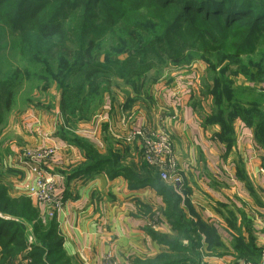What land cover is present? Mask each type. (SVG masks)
I'll list each match as a JSON object with an SVG mask.
<instances>
[{"label": "trees", "instance_id": "trees-1", "mask_svg": "<svg viewBox=\"0 0 264 264\" xmlns=\"http://www.w3.org/2000/svg\"><path fill=\"white\" fill-rule=\"evenodd\" d=\"M13 34L18 38L11 49L23 66L3 71L1 54ZM196 59L214 75L209 92L216 108L203 126H218L215 137L230 146L240 123L264 149V98L254 84L264 82V0H0V127L25 79L56 82L63 129L70 132L69 122L88 119L104 94L112 97L114 81L132 87L129 106L142 96L152 98L161 66ZM239 75L253 85L237 84ZM69 132L55 135L77 146L84 160L61 171L67 182L104 172L109 179L124 177L130 190L149 187L164 201L162 214L172 233L146 231L166 249L129 264H201L210 251L224 247L213 227L196 213L189 217L182 183L165 182L142 159L127 163L110 143L100 152ZM232 248L245 264L262 257L261 248L241 234ZM0 264H75L64 249L57 216L44 217L30 196H11L2 179Z\"/></svg>", "mask_w": 264, "mask_h": 264}, {"label": "crops", "instance_id": "crops-1", "mask_svg": "<svg viewBox=\"0 0 264 264\" xmlns=\"http://www.w3.org/2000/svg\"><path fill=\"white\" fill-rule=\"evenodd\" d=\"M171 67L169 76H160L150 88L155 101L142 96L126 106L121 93V106L114 104L115 111L108 109L98 120L100 124L86 126L79 136L100 152H105L110 141L126 162L137 163L142 159L138 157L142 150L138 141H126L130 132L166 126L182 187L187 190V195H183L189 205H184V209L189 217L195 218L196 213L206 225L213 227L224 245L217 247L216 252L210 251L204 263L245 264L233 252L235 236L241 234L245 242L252 241L261 251L264 249V149L254 139L253 131L244 127L240 128V134L237 132L233 145L218 140L215 137L218 126H203L193 106L197 73L194 69ZM118 89L117 93L123 89L131 100L135 98L131 86ZM146 99L151 102L143 101ZM37 119H31L28 128L18 123L6 124L0 130V156L7 158L5 165L14 168L13 173L7 171L9 174L5 173L3 178L12 184L11 196L27 195L25 184L29 181L30 165L20 152V142L39 146L47 135H55L54 129L40 128L42 124ZM83 160L77 146L61 139V149L48 167L57 175V192L64 196L63 209L56 216L64 249L74 263L102 264L104 256L112 253L120 264H129L135 257H154L164 251L166 247L146 231L151 228L172 233L164 224L163 227L151 225L157 211L163 218L162 197L149 187L130 190L124 177L109 179L104 172L67 182L61 171ZM32 199L45 217V209Z\"/></svg>", "mask_w": 264, "mask_h": 264}, {"label": "rangeland", "instance_id": "rangeland-1", "mask_svg": "<svg viewBox=\"0 0 264 264\" xmlns=\"http://www.w3.org/2000/svg\"><path fill=\"white\" fill-rule=\"evenodd\" d=\"M17 38H18L17 34H13V36L11 35L8 38L7 47L1 54V61H2L1 67L3 68V71L10 70L17 65L23 66V63H21V61L18 60L19 59L18 53H15V50L11 49V47L13 46V43L16 41ZM181 67L183 68L185 67L184 69H189V70L194 69L198 75L195 88H193L194 89L193 105L195 107V110L198 114L199 119L201 121H205L206 117L212 114L216 108L215 103H214L213 94L209 92L210 88H212L214 84L213 83L214 75H213V72L211 71L212 69L208 67V64L205 61L197 60V59L191 62V64L184 65ZM171 71H172L171 65H168V64L163 65L160 67L159 75L169 76ZM150 74L154 75L155 73L153 71ZM234 80L237 84H240L242 86H248L249 84H252L243 75L236 76ZM36 83H37L36 79L32 78V79H25L19 85V87L17 88L18 93L16 96V101L14 103V106L9 112H6L4 114L5 119H4V123L0 127V130L6 124L12 125V124L20 123L21 126L26 127L27 124L28 126H30L32 122L31 119L39 118L37 120L40 121V123L42 124L40 128H45V130L47 131L50 128L54 129L56 130L55 132H53L55 134L56 133L60 134V129H61V134H64V135L67 134V132L69 131L65 130L66 128L63 129L64 127L62 125L63 118H62V115L58 107V104L60 102V89L58 88V85L53 80H50L49 82L40 81L38 82L37 85ZM116 83L117 82L114 81V84L112 86V97H110L107 93L104 94L102 102L97 104L96 108L93 111H91V114L88 117V119L77 118L69 122L70 123L69 133L72 134L74 132L76 135L79 136L80 134H82V129H85L86 126H90V127L96 126V124L99 123L98 120L104 116V112H106L108 109L111 110V108H114V111H115L114 104H117L116 107L121 106L120 104V100H121L120 97L122 96L121 93L123 94L122 97L126 98V103H127L128 96L126 94V91H124L123 89L119 93H117L116 91V90H119L118 88L120 87L122 88L124 85L120 83L119 84L120 87H118ZM254 84L257 86L256 87L257 92H260L259 96H261V98H264V90H260L261 88L264 89V82L263 83L254 82ZM113 90H115L114 93H113ZM246 96H250V95H246ZM252 96H255V94H253ZM151 100H154L153 97L151 98ZM151 100L149 101V99L148 100L146 99L143 101H146L147 103H149L151 102ZM30 115L32 117L27 119ZM242 126L243 125H241L240 123H237V132L239 134L241 132L240 128H242ZM29 129L32 130L31 127H29ZM26 130L28 131V129ZM33 132H34L33 134L36 133L35 131ZM108 143H110V145L112 144V142L110 141ZM20 145H21L20 146L21 153L24 152L26 149L37 147L34 145L33 146L27 145L26 143L23 144L21 142H20ZM0 152H2L1 148H0ZM138 157L142 158L143 160V157L141 154ZM4 160H7V158L5 159L4 156H0V179L2 178V180L5 182V179H3L5 176V173H7V171H10L13 173L14 170L12 169L14 168H10L8 164L5 165ZM127 163H132V162L127 161ZM7 185L9 187V190L11 191L13 188L12 184H7ZM173 185L175 184L173 183ZM262 263H264V259L261 257L260 260L256 261V263H253V264H262ZM201 264H204V262L203 263L201 262ZM205 264H209V263H205Z\"/></svg>", "mask_w": 264, "mask_h": 264}, {"label": "built area", "instance_id": "built-area-1", "mask_svg": "<svg viewBox=\"0 0 264 264\" xmlns=\"http://www.w3.org/2000/svg\"><path fill=\"white\" fill-rule=\"evenodd\" d=\"M126 141L140 143L143 160L159 173L162 180L175 185L182 183L173 142L166 126L161 124L156 128L133 129ZM60 149L61 138L49 134L43 144L23 152L25 160L29 161L30 165V177L25 184V190L28 196L36 199L41 208L45 209V214L49 217L57 215L64 205V196L57 192V175L48 170L49 164H52ZM152 222L153 227H163V224L164 227H170L158 211ZM262 258L264 259V249ZM102 264H120V262L114 254L108 253L104 256Z\"/></svg>", "mask_w": 264, "mask_h": 264}]
</instances>
